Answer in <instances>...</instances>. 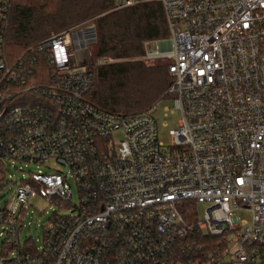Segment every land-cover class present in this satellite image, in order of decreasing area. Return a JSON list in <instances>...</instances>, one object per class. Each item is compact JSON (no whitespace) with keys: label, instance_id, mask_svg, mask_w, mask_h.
Instances as JSON below:
<instances>
[{"label":"built area","instance_id":"built-area-1","mask_svg":"<svg viewBox=\"0 0 264 264\" xmlns=\"http://www.w3.org/2000/svg\"><path fill=\"white\" fill-rule=\"evenodd\" d=\"M11 1L0 0V186L14 189L0 207V239L16 256L1 263L264 264V0H157L168 37L144 41L140 58L170 59L161 97L174 106L163 115L180 117L168 143L151 113L159 99L123 114L88 98L86 62L76 69L71 59L96 41L93 18L12 56ZM14 161L48 171L13 183L5 167ZM35 196L70 212L53 214L33 249L19 233ZM183 200L209 202L204 219L185 218Z\"/></svg>","mask_w":264,"mask_h":264},{"label":"trees","instance_id":"trees-1","mask_svg":"<svg viewBox=\"0 0 264 264\" xmlns=\"http://www.w3.org/2000/svg\"><path fill=\"white\" fill-rule=\"evenodd\" d=\"M90 18L96 27V50L93 63L86 69L92 77L89 91L93 88L92 95L88 91V98L114 113H119L115 110L118 106H122L123 114L142 110L160 97L172 81L168 64L146 65L139 60L144 53V41L164 37L166 33L164 11L157 0H143L122 8H115L113 0H12L5 47L16 56L54 27L68 28ZM101 59L106 61L101 63ZM145 85L154 91L152 99L143 102V108L137 111H127L129 104L143 100ZM194 202L179 203L187 219L194 217Z\"/></svg>","mask_w":264,"mask_h":264},{"label":"rangeland","instance_id":"rangeland-1","mask_svg":"<svg viewBox=\"0 0 264 264\" xmlns=\"http://www.w3.org/2000/svg\"><path fill=\"white\" fill-rule=\"evenodd\" d=\"M166 25V33L164 35L165 38L168 37V27ZM65 28L64 26H56L53 28L52 31H59ZM69 28V27H68ZM67 29V28H65ZM162 39L163 37H159ZM154 38V39H159ZM164 38V39H165ZM153 40V39H149ZM96 50V44L95 42H92L90 45L89 50H86L85 52L77 51L74 52V55L72 56V65L73 68H80L82 64H85L83 62H86L85 67L91 66L93 63V54ZM141 58L139 57V60ZM142 61H145L146 65L150 64H169L170 59L166 57L153 59V60H146L141 59ZM142 89L145 90L143 95V100H141L139 103H131L127 106V111H137L141 108H143L142 104L143 102L148 103L150 99H152L153 90L148 88L146 85L142 86ZM92 90L89 91L90 95H92ZM163 95V94H162ZM161 95V96H162ZM158 97L159 99V105L157 109L152 113V115L156 118L157 124H158V133L159 138L163 140L165 143L169 142V134L168 130L170 128L176 127L178 123V119L180 117V112L178 109H175L173 113H169L167 116L163 115V106L167 105L169 107L174 106V101L172 98H162ZM155 99V100H157ZM154 100V101H155ZM154 101H152L148 106H146L143 109L148 108ZM141 103V104H140ZM132 107V108H131ZM126 108V107H125ZM130 109V110H129ZM142 109V110H143ZM116 112L123 111L122 106H118L115 108ZM162 123H165L166 125L163 126ZM121 136L120 129L115 130L113 133V140L117 141ZM56 166V164H54ZM5 176L6 180H10L13 183H16L22 179H28L32 173L37 172L38 170L48 171L43 164L34 163V162H24V161H14L10 162L9 164H6L5 167ZM68 182L70 184V190L72 193L71 196V204L70 205H77L79 203V190L76 181L74 178L68 174ZM14 189V184L10 187L7 185L6 187L0 186V207H3L5 205H8L11 202L12 198V192ZM29 208L27 210V214L25 216H22L23 221V227L19 233V244L22 247H29L35 249L36 246L39 247L41 245V238L43 235V227L45 222L55 213L59 215H68L69 214V207L62 206L58 202H52L50 203L45 198H42L40 196H35L32 198H29L28 200ZM209 206V202L207 201H195L194 202V220L196 221H202L204 219L205 209ZM236 213L240 218H245L246 220L251 219V212L245 208H238L236 209ZM16 256V250L13 248H8L3 245L2 240L0 239V264H2V259L7 258H13ZM8 264H14L11 261L8 262Z\"/></svg>","mask_w":264,"mask_h":264}]
</instances>
